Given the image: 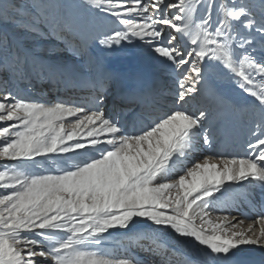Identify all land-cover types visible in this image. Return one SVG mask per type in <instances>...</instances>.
<instances>
[{
  "label": "snow or ice",
  "instance_id": "6c2138e0",
  "mask_svg": "<svg viewBox=\"0 0 264 264\" xmlns=\"http://www.w3.org/2000/svg\"><path fill=\"white\" fill-rule=\"evenodd\" d=\"M64 33L102 55L142 48L172 78L171 106L99 64L90 99L32 96L24 82L78 79L33 51ZM237 124L243 155L218 152ZM246 185L264 197V0H0V264H141L172 234L203 264H247L264 199L246 194L244 211L225 196ZM113 230L137 248L108 253Z\"/></svg>",
  "mask_w": 264,
  "mask_h": 264
},
{
  "label": "rangeland",
  "instance_id": "374dc122",
  "mask_svg": "<svg viewBox=\"0 0 264 264\" xmlns=\"http://www.w3.org/2000/svg\"><path fill=\"white\" fill-rule=\"evenodd\" d=\"M68 2L82 3L83 0H57V3H60V4H64ZM64 36H66V39H63V41H61L59 38H53L51 43L41 44L40 46L33 48V51L38 55L40 60L45 64H53V65L61 66L63 68L76 70L78 73V79L70 80L68 79L67 76L63 78L60 76H57L55 79H50L48 77H42L40 79L33 80L30 84L28 82H24L21 85V87L27 90L28 92H30L32 96L37 97V98H43L45 100H55L59 96L61 95L63 96V94L66 93V92L63 93L65 90L67 92L71 90L73 92L72 100L84 101L85 97L83 99V97L81 98V97H78L77 95H79L78 94L79 92L83 93L84 91L82 89L83 87L88 88V86H86L85 84V81L90 80L89 73L91 69H93L96 66L97 56H96L95 50L96 48H99V46L96 43V41L92 38V36L89 34L64 33ZM121 51L126 56L131 54L132 56H128V57L138 59V61H140L146 67L158 72L163 80L165 87L168 84H170L171 88L167 92V96L170 99L168 102L171 104V97L173 95L172 89L174 87L172 83V78L169 77L166 73H161L158 70V68L153 64L152 60L149 58L147 53H145L142 50V48L126 46V48ZM67 60L68 61L71 60L72 64L71 65L65 64V61ZM75 82H78V83H75ZM74 83L76 85H74ZM60 88H62V90L64 91H62ZM193 102L194 101H191L189 105H185V108L188 109L189 111L191 109L195 110L196 106ZM111 106L112 105L110 102L109 107ZM236 130L241 132V127L237 125ZM241 134H242L241 144L244 143L246 139H251V137L248 136L245 131L241 132ZM222 149H226L225 146H222ZM233 149L235 151H241L242 153H244V150L241 149V147H236V145H234ZM45 167L49 168V167H54V166L51 165V163L49 162V163H46ZM117 234H119V232L114 231V235H117ZM120 239H122L121 236L117 238V240H120ZM110 240H113L112 237ZM107 242H110V241H107ZM108 246H109V243L105 247L106 251L108 253H111Z\"/></svg>",
  "mask_w": 264,
  "mask_h": 264
},
{
  "label": "bare ground",
  "instance_id": "6f19581e",
  "mask_svg": "<svg viewBox=\"0 0 264 264\" xmlns=\"http://www.w3.org/2000/svg\"><path fill=\"white\" fill-rule=\"evenodd\" d=\"M50 49H52V48H50ZM95 53L97 56L96 57V60H97L96 65L99 64V65L105 67L107 70L117 74L121 78V80L124 78L134 77L137 74L139 75L141 73V71L138 69L139 67H142V69H144L146 72H148L150 74L155 73V74L160 75L158 72L151 70L150 68L143 65L140 61H138V59L128 57V56H132L131 54L130 55L127 54L128 56H126L125 54L122 53V51H118L115 53L102 55L99 48H96ZM65 64L71 65L72 62H71V60H69V61L67 60V61H65ZM92 65H93V63H92ZM131 67L135 68V70H134L135 74H132ZM216 81H217V84L219 85V87H221L222 89H224L225 84L229 83L227 80L223 79L222 77H216ZM75 83H78V82H75ZM75 83H74V85H76ZM85 84H86V86H88V88L83 87L82 88L84 90L83 93L79 92L78 93L79 95H77V96L81 97V98L83 97V99L85 97V100H86V99L91 98V96L93 95V92H92L91 84L89 83V80H86ZM152 88L150 90L152 91L153 94L158 93L160 96L163 97V99L160 100V103L163 106H165V107L171 106V104L168 102L170 99L167 96V92L171 88L170 84H168L166 87L164 86L163 89H160V87H155L153 89ZM60 89L62 90V88H60ZM62 91H64V90H62ZM70 91L71 90H69V92H67L65 90L63 93L66 92L68 94L65 93L66 95L63 94V96L61 95L58 98L72 100V97H73L72 93L73 92L72 91L70 92ZM193 103L195 104L196 108L198 109V107H199L198 102L194 101ZM190 111H196V109L195 110L191 109ZM70 119H74V118H70ZM241 132H244V131L241 129ZM241 132L237 131L236 128L229 130L228 132H225L222 135V137H226V138H224L225 144H223V146H226L227 149H222V147H220V145H218L217 151L224 153L225 155H229V154L230 155H243V153L241 151H235L233 149V147H230V143H229L230 142V136H232L234 145H236V147H240L241 140H242ZM194 156L196 158H198L199 153H195ZM253 193H254V199H256L257 198L256 196L260 193L259 188L258 187L253 188L252 185H246V187H244V188H236L234 191L226 193L225 196L229 202H231L232 200L239 202V201H242L241 199H243L244 195H246V194L252 195ZM247 204H249V203H247ZM248 208H249L248 206H246V207L244 206L243 210L244 211L251 210V208H249V209ZM233 214L237 215V213H235V212ZM217 215H218V213L215 211L212 213V218H215V219H213L214 221L216 220ZM197 224H199V220H197ZM113 231H116V230H113ZM120 236L122 237V239L117 240V238H119ZM112 239L113 240H109L110 242H106V245H105V247H106L107 244L109 243L108 248L110 249V252H111L110 254L123 255L124 250L126 248H128V247L137 248L136 245L131 244V242L127 236L117 234V235H113ZM163 246L165 248H169V251L165 250L168 253L167 256L164 255V253H163L164 251L162 249H159V254L157 256H153L151 254L137 250V258L140 260L141 264H144L145 259H147L148 264H153L154 261H155V264H159V261L161 258H163L166 261V264H201L199 261L192 260V258H193L191 256L192 254L190 252H188L186 249H183L184 247H181L178 244L177 240H175L174 238L167 237L166 242L163 244ZM200 255H203V254H200ZM199 257H202V256H199Z\"/></svg>",
  "mask_w": 264,
  "mask_h": 264
}]
</instances>
